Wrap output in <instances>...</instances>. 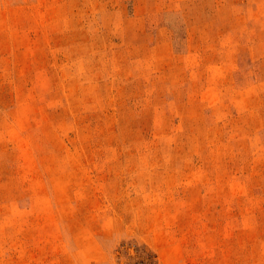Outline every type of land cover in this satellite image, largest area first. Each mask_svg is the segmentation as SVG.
<instances>
[{
  "label": "rangeland",
  "instance_id": "1",
  "mask_svg": "<svg viewBox=\"0 0 264 264\" xmlns=\"http://www.w3.org/2000/svg\"><path fill=\"white\" fill-rule=\"evenodd\" d=\"M0 264H264V0H0Z\"/></svg>",
  "mask_w": 264,
  "mask_h": 264
}]
</instances>
